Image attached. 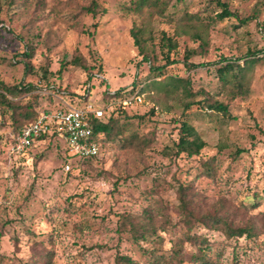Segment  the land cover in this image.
<instances>
[{
    "label": "rangeland",
    "instance_id": "374dc122",
    "mask_svg": "<svg viewBox=\"0 0 264 264\" xmlns=\"http://www.w3.org/2000/svg\"><path fill=\"white\" fill-rule=\"evenodd\" d=\"M92 1L30 0L27 6L9 7L0 0V81L40 87L16 100L26 103L40 91V111L89 100L104 105L106 91L151 84L152 64L166 65V74L157 79L190 77L195 95L185 99L181 90L166 94L154 86L141 94L139 86L142 101L131 104L123 120L127 133L154 134L152 146L142 155L102 145V156L90 165L71 158L61 138L36 142L27 159L15 156L13 118L0 106V254L5 257L0 264H114L118 253L149 264L143 249L156 245L136 240L127 217L162 202L165 215L154 212L157 224L167 227L160 234L170 253L186 230L175 208L180 184L192 186L201 210L255 226L252 238L228 240L220 230L195 227L215 243L213 254L221 255L223 264H264V52L254 61L246 56L264 49L259 24L264 0H223L238 14L224 19L211 0H173L163 15L147 6L135 13L131 0H97V15L78 13ZM135 26L154 41L152 64L142 61L132 36ZM164 36L177 43L169 61ZM28 44L34 51L30 57L23 55ZM226 57L245 67L244 93L217 75ZM186 60L212 64L190 69ZM207 96L228 104L230 115L198 104L185 108V101ZM179 118L206 141L198 157L170 150ZM214 156L216 175L201 172L202 161ZM255 193L261 195L260 205L244 208L243 199ZM195 250L185 242V253Z\"/></svg>",
    "mask_w": 264,
    "mask_h": 264
},
{
    "label": "trees",
    "instance_id": "16d2710c",
    "mask_svg": "<svg viewBox=\"0 0 264 264\" xmlns=\"http://www.w3.org/2000/svg\"><path fill=\"white\" fill-rule=\"evenodd\" d=\"M29 1L30 0H2V2L6 3L9 7H15L17 4L21 3L27 6ZM172 1L173 0H131L129 8L135 13H140L143 8L147 6L150 7L152 12H157L158 14L163 15ZM211 1H215L216 6L222 8V11L218 14V18L224 19L229 16H238L236 12L230 10L226 1ZM99 8L98 1L93 0L90 5L82 6L78 13H92L93 15H97ZM246 21L247 19L244 20V22ZM259 24L264 31V22ZM4 29L6 31H11V29L6 27H4ZM194 35L203 38V36L198 32ZM132 36L134 37L135 44L139 49V54L142 56V61L150 62L152 64L155 56V45L151 35L140 27L135 26L132 29ZM148 42L151 43L148 44ZM163 42L165 46L169 48L167 51V58L169 61L171 52L177 49V43L170 37L166 36L163 37ZM206 44L207 43L203 40L202 45L204 46ZM27 49V52L23 55L29 57L32 56L34 51L30 44L27 45ZM263 52L264 49L251 50L246 56L254 61L258 58V55L263 54ZM224 60L226 63L215 69L217 75L220 77L224 85L232 83L233 86L237 88L238 93H244L245 67L242 66L237 59L233 60L232 58L226 57ZM173 62L175 61H170V63ZM186 64L190 67V69H193L200 66L211 65L212 63L202 62L193 64L186 60ZM26 67L28 68V65H26ZM151 67L152 70L156 72V76L153 77L150 82L151 84L148 83L142 86H140V84L134 85L132 91H128L127 88H121L115 92L109 90L104 93L106 108L103 117L91 118V122L94 127V138L101 142V147L102 145L110 144L115 146L119 152L134 150L143 155L145 150L152 146L155 140L153 136L154 134H142L138 130H133L127 133L123 120V118L129 117L128 111L130 108H133V105H124L120 103L119 100L135 94L138 91L137 88L139 86L141 94L146 92L147 89L150 90L151 86H154L158 88L159 92L166 94L181 90L185 99L195 95L192 90V79L190 77L185 78L176 75H167L163 79H157L158 77L166 74L164 72L166 65L156 66L152 64ZM37 88L40 89V87L33 84L20 86L6 85L4 82L0 81V106L4 108L5 112L10 113L13 118L14 129L12 132L13 134L11 135L10 148L16 143V136L23 129V127L34 121L41 112L39 108L36 109L39 96L41 95L40 91L38 94L34 95V100L31 99L26 103L16 100L15 97L23 92H33V90ZM85 98H88L87 94L84 99ZM112 101L114 102L112 103ZM185 102V108L198 104L199 107L211 108L222 112L224 115H230L228 104L219 100H214L209 96L204 99ZM51 110L52 109H45L46 112H50ZM151 112H155L154 108H152ZM175 121L179 124L178 136L170 147L171 152L179 156L185 155L187 157H198L201 155L206 146V141L202 138L196 128L188 121H185L182 118L176 119ZM46 138H49L48 135H43L35 141V143ZM34 144L21 156H17L14 153L12 154L17 157L27 159L30 155V149L34 146ZM240 153L241 150H237L235 157H237ZM100 156H102V154ZM100 156L81 157L78 158V160H80L82 164L90 165L93 164L94 161H97ZM201 172L207 173L210 176L216 175L215 156L202 161ZM176 191L178 192V197L175 208L181 219L184 221L186 230L184 231V237H180L174 241L170 253L164 249L165 236L160 234V232L166 231L167 227L157 224L154 212V210H157V213L161 212L165 215V212L162 211L164 208L162 202H157L155 207H152L151 209L146 208L140 215L133 214L129 216L130 218L127 217V220L130 222L129 231L136 240H149L156 245L155 248L151 250L146 248L143 249L144 253L147 254L149 264H223L220 259L221 255L213 254L215 243L211 241L205 233L194 231L197 226L202 225L204 228L220 230L226 240L241 238L245 235L252 238L256 235L255 226L252 223L236 225L228 218L227 215H223L219 211L212 209L201 210L199 202L192 191V186L180 184L176 188ZM260 199L261 195H258L257 193L253 195L249 194L243 199L242 204L244 208L254 210L260 205ZM185 242H189L191 245L195 246L196 250L185 253ZM4 261V255L0 254V263H3ZM114 264L142 263L128 254L118 253Z\"/></svg>",
    "mask_w": 264,
    "mask_h": 264
},
{
    "label": "built area",
    "instance_id": "2783aa9c",
    "mask_svg": "<svg viewBox=\"0 0 264 264\" xmlns=\"http://www.w3.org/2000/svg\"><path fill=\"white\" fill-rule=\"evenodd\" d=\"M138 100L142 101L139 91L119 101L124 105H131ZM105 108L106 104L102 105L100 102L89 100L78 106L65 104L50 112L41 111L34 121L23 127L17 134L16 143L11 147V152L21 156L41 136L48 135L49 138L64 139L72 153L71 158L100 156L101 142L94 138L91 118L103 117ZM70 167V163H67L66 169Z\"/></svg>",
    "mask_w": 264,
    "mask_h": 264
}]
</instances>
